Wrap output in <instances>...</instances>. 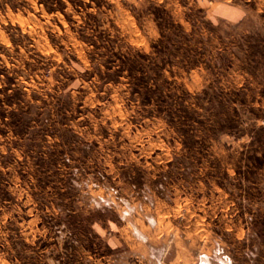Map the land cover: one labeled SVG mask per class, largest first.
I'll list each match as a JSON object with an SVG mask.
<instances>
[{"label":"rangeland","instance_id":"1","mask_svg":"<svg viewBox=\"0 0 264 264\" xmlns=\"http://www.w3.org/2000/svg\"><path fill=\"white\" fill-rule=\"evenodd\" d=\"M0 264H264V0H0Z\"/></svg>","mask_w":264,"mask_h":264}]
</instances>
